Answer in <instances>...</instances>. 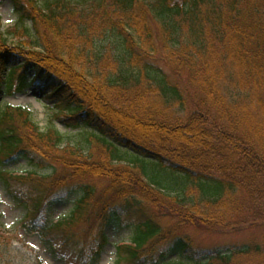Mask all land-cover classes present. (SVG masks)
Returning a JSON list of instances; mask_svg holds the SVG:
<instances>
[{
	"label": "trees",
	"instance_id": "trees-1",
	"mask_svg": "<svg viewBox=\"0 0 264 264\" xmlns=\"http://www.w3.org/2000/svg\"><path fill=\"white\" fill-rule=\"evenodd\" d=\"M11 1L42 45L12 44L15 32L0 25V96L15 84L39 86L58 118L95 143L64 146L55 127L0 107V177L28 190L17 196L27 208L21 222L48 247L59 242L78 264H98L105 228L126 220L134 233L116 245L115 264H176L154 255L170 234L149 207H165L164 197L172 208L163 213L212 230L264 220V0H99L80 13L53 6L59 0ZM78 15L80 31L62 27ZM42 25L50 33L42 36ZM99 32L112 35L111 54L87 46ZM158 54L167 69L151 64ZM18 157L33 170H4ZM186 179L200 189L197 204L186 203ZM73 194L71 213L49 221L47 205ZM170 246L188 248L183 239ZM188 264H264V238Z\"/></svg>",
	"mask_w": 264,
	"mask_h": 264
},
{
	"label": "rangeland",
	"instance_id": "rangeland-1",
	"mask_svg": "<svg viewBox=\"0 0 264 264\" xmlns=\"http://www.w3.org/2000/svg\"><path fill=\"white\" fill-rule=\"evenodd\" d=\"M40 5H46L48 1L54 0H36ZM58 1V0H57ZM99 0H59L53 6L67 7L73 10V12L80 13L81 11L88 10L95 6ZM97 8V7H96ZM95 8V9H96ZM57 10V8H54ZM67 13H70L67 11ZM66 13V14H67ZM19 17L16 15L14 6L11 0H0V25L5 32H15L14 36H11V43H25L26 47L40 46L41 42L36 43L37 37L32 30V23L25 21L20 24ZM85 20H80L79 15L65 19L63 28L74 26L80 31L81 25ZM41 35L50 33L48 27L42 25L39 27ZM103 32V31H102ZM105 33V32H104ZM91 34L86 43L91 48H101L109 53L114 50L115 46L112 43V35L108 33ZM40 38V37H39ZM42 41V39H41ZM20 43V44H21ZM36 44V45H35ZM40 48V47H37ZM42 48V47H41ZM111 54V53H110ZM113 58V57H112ZM151 64H155L156 67L167 69L163 57L158 54L156 58L150 60ZM91 71L93 68L91 66ZM95 72V71H93ZM108 72V71H107ZM19 84L15 87L7 90L8 94L13 95H1L0 107L5 105L22 106L33 113V119L38 126L44 130L48 127H55L64 135V146H76L83 151H88L95 147V143L91 137H88L87 130L82 127L77 129H71L68 127V121L57 118L58 111L53 107L54 101L46 98L39 93L36 88H29L23 92L18 91ZM30 87V86H27ZM28 100V101H26ZM27 103H26V102ZM131 152V151H130ZM131 154H134L131 152ZM129 161H123L119 163L120 166L129 165ZM5 169L15 174H24L27 171H32L30 166V160L26 157H18L16 160L8 164ZM51 169L42 170L40 175L51 174ZM165 176L164 174H162ZM184 176V175H183ZM185 178V176H184ZM188 181V189L192 188L190 193H187L186 203L191 205L197 204L198 199L201 198V192L197 185H193ZM192 184V185H191ZM99 190H102L103 185H97ZM188 190V191H189ZM174 192V191H173ZM173 194H177L174 192ZM17 196L28 197V190L18 185L14 181L6 182L0 177V226L2 228V235H0V264H78L76 261V254L70 250L61 247L59 242L52 247L44 243L38 235L28 229V225L21 220L27 213L25 205L20 204L17 200ZM25 197V198H26ZM165 198V199H164ZM163 198V204L165 207L158 208L153 206L149 207V212L152 215L158 216V221L163 227L164 233H169L165 241H161L154 251L155 256L165 254V258L172 263H192L195 260H205L210 255L219 253H228L235 250V248H241L250 243L253 239L258 238L262 240L264 238V220L261 222L259 218L254 219L250 216L246 221H255L257 224H249V227L245 230L236 231L232 228L212 230L209 227H199L191 224L184 219L181 215H169L165 212L168 207L172 208L168 198ZM77 199L75 194L69 197H62L59 199H53L46 207L48 220L55 222L67 217L74 208V203ZM203 207V206H202ZM204 209V208H203ZM167 212V211H166ZM238 215L235 219L237 224L244 222L247 215ZM131 220V219H127ZM130 224V225H129ZM134 228L131 226L130 221H120L116 224L113 222L105 228V235L108 239V245L105 247L102 257L98 264H115L116 261V245L122 242H128L132 238ZM183 239L188 245L187 250L184 252L173 251L170 246L173 240Z\"/></svg>",
	"mask_w": 264,
	"mask_h": 264
},
{
	"label": "bare ground",
	"instance_id": "bare-ground-1",
	"mask_svg": "<svg viewBox=\"0 0 264 264\" xmlns=\"http://www.w3.org/2000/svg\"><path fill=\"white\" fill-rule=\"evenodd\" d=\"M26 101H28V100H26ZM26 101H25V102H26ZM26 103H27V102H26Z\"/></svg>",
	"mask_w": 264,
	"mask_h": 264
}]
</instances>
